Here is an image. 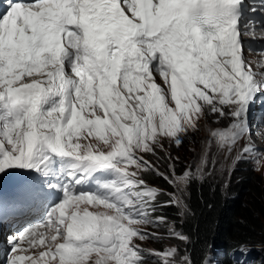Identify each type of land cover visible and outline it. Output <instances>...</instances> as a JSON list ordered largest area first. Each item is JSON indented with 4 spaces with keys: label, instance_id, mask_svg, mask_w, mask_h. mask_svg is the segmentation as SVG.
Wrapping results in <instances>:
<instances>
[{
    "label": "snow or ice",
    "instance_id": "1",
    "mask_svg": "<svg viewBox=\"0 0 264 264\" xmlns=\"http://www.w3.org/2000/svg\"><path fill=\"white\" fill-rule=\"evenodd\" d=\"M256 41L264 0H6L5 264H220L215 239L185 229L189 189L213 177L217 156L229 176L240 165L264 169L253 142L264 129V70L247 58L264 56ZM208 114L229 123L209 128L198 157L177 167L172 149L183 150ZM226 255L264 264V242H229Z\"/></svg>",
    "mask_w": 264,
    "mask_h": 264
},
{
    "label": "trees",
    "instance_id": "2",
    "mask_svg": "<svg viewBox=\"0 0 264 264\" xmlns=\"http://www.w3.org/2000/svg\"><path fill=\"white\" fill-rule=\"evenodd\" d=\"M243 167L237 170L241 173ZM252 180L251 172L243 171L232 177L227 187L209 178L202 185L194 183L189 189L188 202L194 218L185 225L196 239L206 234L214 238L216 251L226 252L227 244L247 240L251 244L264 242V183ZM154 181V180H153ZM160 185L161 181L152 182ZM173 216L169 210L165 213ZM179 223V221H177Z\"/></svg>",
    "mask_w": 264,
    "mask_h": 264
},
{
    "label": "rangeland",
    "instance_id": "3",
    "mask_svg": "<svg viewBox=\"0 0 264 264\" xmlns=\"http://www.w3.org/2000/svg\"><path fill=\"white\" fill-rule=\"evenodd\" d=\"M214 121H215V119H214ZM226 125H228L227 121L224 122L222 124V126L220 125V129H223V126H226ZM203 130H205V128L201 127V131L199 132V134L191 135L190 138L188 140H186L184 147H183V150L177 152L175 149H172L173 155L174 156L178 155L181 158L177 167H180L182 165H186V164L192 162L200 154L201 148L206 147L205 138L208 135V131L205 134H202ZM217 161H218L217 171L214 173V175H213V177H211V179L215 182L222 183L223 186H225V187H227L229 185L232 177L240 176V174L243 171L251 172L252 180L250 181V184L254 181H257L258 184L264 183V169H261L260 171H253L251 169L244 168L243 165H241V166H239V167H243V169L241 170L242 171L241 173L238 170H236L234 173L231 174V176H229L227 174V172L224 171V169L227 167V165L224 163L223 157L217 156ZM160 165H161V168L163 169L164 163L160 162ZM245 166H248V165H245ZM153 180L156 182L158 179H152L151 182H154ZM151 184H153V183H151ZM154 185H156V184H154ZM149 231H151V230L149 229ZM166 246H167L166 243L162 244L160 242H154V241H150L145 245L146 248H150V249H159L161 247H166ZM259 256H260V254L258 252L254 251L250 254L248 259L249 260H255V259H258Z\"/></svg>",
    "mask_w": 264,
    "mask_h": 264
},
{
    "label": "bare ground",
    "instance_id": "4",
    "mask_svg": "<svg viewBox=\"0 0 264 264\" xmlns=\"http://www.w3.org/2000/svg\"><path fill=\"white\" fill-rule=\"evenodd\" d=\"M208 119L209 120L205 122L206 129H209V128L213 129V127H220V125L222 126V124L226 122L225 119H220V117H218L217 115L216 116L214 115L212 117L208 116Z\"/></svg>",
    "mask_w": 264,
    "mask_h": 264
}]
</instances>
